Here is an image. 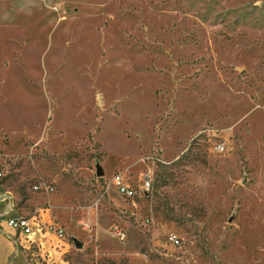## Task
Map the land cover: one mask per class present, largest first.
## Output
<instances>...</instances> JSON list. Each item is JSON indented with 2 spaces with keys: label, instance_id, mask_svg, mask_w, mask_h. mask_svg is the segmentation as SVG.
<instances>
[{
  "label": "rangeland",
  "instance_id": "374dc122",
  "mask_svg": "<svg viewBox=\"0 0 264 264\" xmlns=\"http://www.w3.org/2000/svg\"><path fill=\"white\" fill-rule=\"evenodd\" d=\"M0 201L64 264H264V0H0Z\"/></svg>",
  "mask_w": 264,
  "mask_h": 264
},
{
  "label": "crops",
  "instance_id": "0c3cea01",
  "mask_svg": "<svg viewBox=\"0 0 264 264\" xmlns=\"http://www.w3.org/2000/svg\"><path fill=\"white\" fill-rule=\"evenodd\" d=\"M0 213H6L10 217L24 216L5 201H0ZM40 215L44 214L40 213ZM24 217L28 218L34 226L31 235L27 236L16 232L3 223L0 225V264H37L35 257L39 255L46 256L45 264H64L56 255L58 252L52 249L48 243L50 239L57 238L56 234L50 231L48 226H44L42 219L41 223L45 229L44 231H41L42 228L37 227L38 223L34 220V216ZM56 227L60 228V226ZM29 252L31 258L27 257Z\"/></svg>",
  "mask_w": 264,
  "mask_h": 264
},
{
  "label": "built area",
  "instance_id": "2783aa9c",
  "mask_svg": "<svg viewBox=\"0 0 264 264\" xmlns=\"http://www.w3.org/2000/svg\"><path fill=\"white\" fill-rule=\"evenodd\" d=\"M214 149L217 152H222L223 146L217 145ZM151 181L152 174L149 171L143 172L138 176V182H140V184L138 185V187H133L129 179L124 178V176L120 172H117L112 176L109 184L116 186L117 193L120 195V197L133 202L134 199L146 195L150 188ZM2 223L8 228L27 236L31 235L34 231L33 224L28 218L24 216L10 217L7 216L6 213H0V225ZM83 229H86V226H84ZM49 230L54 232L57 238L60 239L63 237V230L61 228L54 226V228L50 227ZM116 235L120 240H123L125 238V233L121 230L117 231ZM167 241L171 246H178L179 244V240L174 234H169L167 236Z\"/></svg>",
  "mask_w": 264,
  "mask_h": 264
},
{
  "label": "water",
  "instance_id": "95a60500",
  "mask_svg": "<svg viewBox=\"0 0 264 264\" xmlns=\"http://www.w3.org/2000/svg\"><path fill=\"white\" fill-rule=\"evenodd\" d=\"M102 174V171L100 168H97L96 169V175L97 176H100ZM73 243L75 245L76 248H80L81 247V244L77 241V240H73Z\"/></svg>",
  "mask_w": 264,
  "mask_h": 264
}]
</instances>
